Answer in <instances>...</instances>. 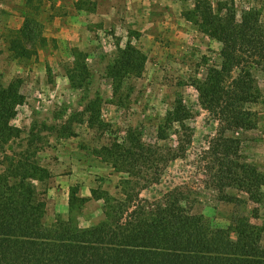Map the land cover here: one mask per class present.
Masks as SVG:
<instances>
[{
  "label": "rangeland",
  "instance_id": "rangeland-1",
  "mask_svg": "<svg viewBox=\"0 0 264 264\" xmlns=\"http://www.w3.org/2000/svg\"><path fill=\"white\" fill-rule=\"evenodd\" d=\"M210 1L216 10L219 3L232 4V0ZM233 1L238 19L244 11L255 8L261 11L264 25V0ZM193 6V2L181 0H0V85L19 82L25 97L11 123L23 131L22 138L6 151L0 148V170H4L6 156L13 157L12 152L36 154L37 161L51 173L48 181L37 184L47 202V227L58 217L71 218L69 197L74 187L80 188L84 198H90L93 189L120 196V181L128 175L118 173L98 151L123 143L130 130L146 146L175 148L176 135L172 133L162 142L158 130L178 99H183L191 112L193 143L185 159L166 168L161 185L147 189L142 196L155 199L185 184L192 190L193 213L204 215L216 227L231 225L236 206L220 202L217 192L205 185L207 173H199L202 153L221 126L203 108L195 89L196 82L207 80L210 69L221 68L223 45L187 19L185 12ZM26 26L33 40L17 34ZM14 41L26 48L27 56L19 55L21 48L15 50ZM128 44L145 55V69L140 77L127 78L115 94L108 68ZM82 59L90 76L83 88L74 89L69 72ZM250 69L262 91L261 101L247 106L257 114L258 126L254 130H226L225 134L241 141L244 162L264 172V72L254 65ZM239 74L240 69H235L233 76ZM96 100L100 101L103 126L92 127L84 115L85 123L73 125L75 136L47 130L60 129L69 115H81L86 105ZM32 132L35 137L30 138ZM149 168L138 171L149 179ZM103 205V201L89 202L74 212V222L82 228L100 223ZM259 209L260 220L254 222L264 226V202ZM252 211L249 207L241 213L250 216Z\"/></svg>",
  "mask_w": 264,
  "mask_h": 264
},
{
  "label": "trees",
  "instance_id": "trees-1",
  "mask_svg": "<svg viewBox=\"0 0 264 264\" xmlns=\"http://www.w3.org/2000/svg\"><path fill=\"white\" fill-rule=\"evenodd\" d=\"M181 1L194 3L193 9L185 12L187 19L223 45L221 68L210 69L207 80L196 82L195 89L203 108L221 126L202 153L199 173H207L205 185L217 192L220 202L236 206L231 225L216 227L204 215L193 213L192 190L185 184L155 199L142 196L147 189L161 185L166 168L185 159L193 143L191 112L183 99H178L158 130L162 142L174 133L177 146L168 150L159 144L146 146L130 130L123 143L103 147L98 155L118 173L128 175L120 181V196L93 189L91 197L84 198L80 188L74 187L69 197L71 218L58 217L51 227L45 224L47 202L37 187L51 178L50 171L37 161L36 154L12 152L13 157L6 156L4 170H0V264H264V226L254 222L260 220L259 206L264 202V172L244 162L241 141L225 134L226 130H254L258 126L257 114L247 106L262 99L250 69L254 65L264 72L262 14L252 8L238 19L233 0L232 4L219 3L217 10L210 0ZM17 34L34 39L27 26ZM13 46L18 51L21 48L20 56L28 55L19 42L14 41ZM83 62L78 61L69 72L74 89L88 82L90 72ZM145 65L146 57L139 49L131 44L121 49L108 68L114 93L122 89L127 78L140 77ZM235 69H240L238 77L233 76ZM24 100L19 82L0 85L2 150L22 138L23 131L11 123ZM99 102L90 101L81 115H69L60 129L47 130L75 136L73 125L85 123L84 115L92 127L103 126ZM29 137H35L34 132ZM143 167L150 169L149 179L138 171ZM92 201H103L104 217L100 223L82 228L74 222V212ZM249 207L252 214L243 215Z\"/></svg>",
  "mask_w": 264,
  "mask_h": 264
},
{
  "label": "crops",
  "instance_id": "crops-1",
  "mask_svg": "<svg viewBox=\"0 0 264 264\" xmlns=\"http://www.w3.org/2000/svg\"><path fill=\"white\" fill-rule=\"evenodd\" d=\"M23 26V23H22V25L20 26V28Z\"/></svg>",
  "mask_w": 264,
  "mask_h": 264
}]
</instances>
